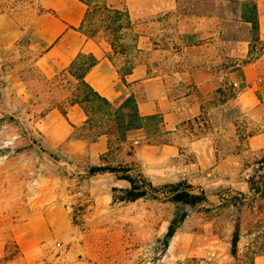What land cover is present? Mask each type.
<instances>
[{
	"label": "rangeland",
	"instance_id": "obj_1",
	"mask_svg": "<svg viewBox=\"0 0 264 264\" xmlns=\"http://www.w3.org/2000/svg\"><path fill=\"white\" fill-rule=\"evenodd\" d=\"M246 0H121L137 22V71L159 76L169 98L196 95L193 77L209 67L215 81L240 85L249 55L250 25L242 19ZM248 1V0H247ZM50 12L39 0H0V264H253L264 256V198L249 191L248 180L264 182V106L248 114L240 99L219 107L204 98L207 127L182 124L162 137L157 122L128 134L120 143L110 135L109 151L91 164L85 155L47 147L43 116L63 109L76 81L69 74L46 79L34 66L38 55L36 22ZM104 41V40H103ZM118 68L125 60L114 57ZM264 71V58L259 62ZM245 93L259 91L256 72ZM254 81V83H253ZM258 84V83H257ZM252 89V90H250ZM139 100L144 90H136ZM198 97V96H197ZM248 105V97L241 98ZM199 100V99H198ZM91 104V122L72 133L94 140L113 123L107 109ZM246 126L255 139L237 150L233 125ZM139 142L134 148L135 141ZM169 141L178 155L166 158L145 145ZM237 152V153H236ZM233 153V154H232ZM130 166L154 186L186 181L207 202L194 207L159 199L115 202L113 189L128 183L91 166ZM258 177H261L258 178ZM185 213L164 249L173 219ZM239 230L237 255H231Z\"/></svg>",
	"mask_w": 264,
	"mask_h": 264
},
{
	"label": "crops",
	"instance_id": "obj_2",
	"mask_svg": "<svg viewBox=\"0 0 264 264\" xmlns=\"http://www.w3.org/2000/svg\"><path fill=\"white\" fill-rule=\"evenodd\" d=\"M39 1L42 8L50 12L38 17L36 22L37 44L34 47H38L39 51L34 66L46 79L53 78L66 70L79 54H92L98 61L86 74L85 80L114 107L120 106L130 94H134L140 115L146 117L160 114L163 120L162 129L169 133L168 136H174L185 122L193 121L202 115L206 117L204 110L202 113L204 98L214 96L215 91L225 82L218 84L215 81L216 72L214 75L209 67L196 70L198 73L193 77L196 95L188 94L184 99L169 98L164 90V81L159 76H145V73L142 70L138 72L136 67L132 74L126 76V82H124L120 78L116 64L107 57L110 50L107 43L103 40L87 38L77 30L85 12L82 3L77 0ZM254 1L258 16V38L264 44V0ZM263 58L264 52L252 63L242 66L245 87L234 99L219 107H224L229 102L240 99V108L244 112L252 114L264 106V99L258 98L257 91L252 94L244 92L245 89H249L248 84L249 80L252 79L253 72L259 75L255 86L260 77L264 75V71H260L258 65ZM137 89L145 91L146 97L143 100H139ZM243 97H248L251 104L245 103L241 99ZM87 120V114L79 105L68 106L65 115L57 108L48 110L42 121L47 147L54 149L60 146L64 150V154L69 156L85 155L91 164H95L100 156L109 151V137L102 134L91 141L83 137H73L72 133L85 127ZM231 125L234 127L233 146L244 147L255 139L256 136L253 135L245 142L239 143L238 133L242 125H238V121L231 122ZM136 132H141V130ZM259 138L264 139V133ZM133 143L137 145L139 142L135 139ZM145 147L157 148L159 154L166 158L177 156L179 151L173 143L159 146L146 144ZM253 261V264H264V256L255 257Z\"/></svg>",
	"mask_w": 264,
	"mask_h": 264
},
{
	"label": "trees",
	"instance_id": "obj_3",
	"mask_svg": "<svg viewBox=\"0 0 264 264\" xmlns=\"http://www.w3.org/2000/svg\"><path fill=\"white\" fill-rule=\"evenodd\" d=\"M85 7L83 19L77 28L87 38L104 40L109 46L107 57L114 62V57H120L125 60L124 66L118 68V73L122 81L126 82V76L132 74L134 68V54L139 51L138 42L140 35L135 32L137 22L132 19L129 11L123 6L118 7L114 1L121 0H77ZM242 19L251 26V40L249 44V55L255 57L244 61L242 65H235L236 71L240 70L243 65L252 63L259 58L264 52V44L258 38V16L257 7L254 0H246L242 5ZM97 58L92 54H79L69 65V67L60 74H69V76L76 81L77 93L73 95L72 99L67 101L66 106L61 109L62 114H66V108L72 105H79L87 114V125L91 122V104L92 102L99 103L96 107L97 112H102L104 108L108 111L107 115L113 123L109 132H99L94 137V140L102 135L115 136V139L120 143L127 140L128 134L136 131H143L149 122H157L158 133L162 137H169L168 132L162 129V117L160 114L150 116H141L138 110L137 100L134 94H130L125 101L118 107H114L107 99L100 96L85 80L86 74L90 69L96 65ZM115 64V62H114ZM264 86V75L260 77L258 84ZM245 87L243 75L241 77L240 85L231 82H224L214 94L219 106L224 105L228 101L234 99L239 92ZM258 98L263 99L262 95L257 91ZM202 107V113L204 112ZM207 120L204 115L193 120L198 126V130L207 127ZM191 124V121L185 122ZM184 123V124H185ZM202 125V126H200ZM254 132L248 131L246 126H242L238 133L239 143L245 142L249 137L253 136ZM169 141H163L155 145L170 144ZM149 144V142H148ZM132 148L135 144L132 143ZM240 150L241 146H233ZM109 173L114 175L118 180L128 183V188L113 189V199L115 202H134L139 199H159L163 197L165 200L176 204H184L189 206H196L207 202L203 191H195V188L186 181H179L177 183L165 184L162 186H154L141 172L136 173L130 166H91L88 170L89 176L97 174ZM261 179V177H258ZM249 191L254 196L264 198V182L257 179L256 176L250 177L248 180ZM186 214L183 213L173 219L168 227V230L162 240L164 249H167L170 239L174 236L176 229L180 223L185 219ZM239 242V230L236 228L232 238L231 255L236 257L237 245Z\"/></svg>",
	"mask_w": 264,
	"mask_h": 264
}]
</instances>
